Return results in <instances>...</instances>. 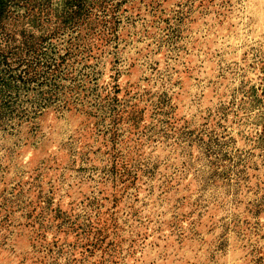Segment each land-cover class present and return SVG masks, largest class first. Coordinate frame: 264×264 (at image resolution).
Here are the masks:
<instances>
[{
    "label": "rangeland",
    "instance_id": "rangeland-1",
    "mask_svg": "<svg viewBox=\"0 0 264 264\" xmlns=\"http://www.w3.org/2000/svg\"><path fill=\"white\" fill-rule=\"evenodd\" d=\"M0 264H264V0H0Z\"/></svg>",
    "mask_w": 264,
    "mask_h": 264
}]
</instances>
